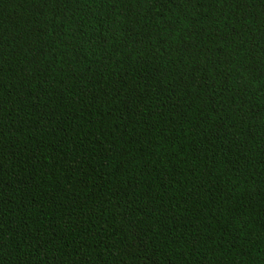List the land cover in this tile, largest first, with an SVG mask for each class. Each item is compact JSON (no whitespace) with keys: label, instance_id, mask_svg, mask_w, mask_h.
Masks as SVG:
<instances>
[{"label":"trees","instance_id":"16d2710c","mask_svg":"<svg viewBox=\"0 0 264 264\" xmlns=\"http://www.w3.org/2000/svg\"><path fill=\"white\" fill-rule=\"evenodd\" d=\"M0 264H264V0H0Z\"/></svg>","mask_w":264,"mask_h":264}]
</instances>
